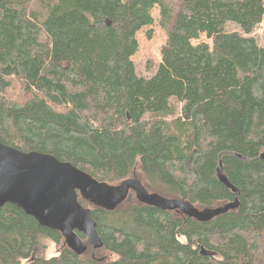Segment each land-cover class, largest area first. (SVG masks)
Instances as JSON below:
<instances>
[{"label":"trees","instance_id":"trees-1","mask_svg":"<svg viewBox=\"0 0 264 264\" xmlns=\"http://www.w3.org/2000/svg\"><path fill=\"white\" fill-rule=\"evenodd\" d=\"M154 8L165 39L139 76L136 33ZM262 22L264 0H0L1 143L198 210L236 198L219 163L238 191L206 221L132 191L112 210L77 193L101 242L75 231L81 253L6 203L0 264H264Z\"/></svg>","mask_w":264,"mask_h":264},{"label":"water","instance_id":"water-1","mask_svg":"<svg viewBox=\"0 0 264 264\" xmlns=\"http://www.w3.org/2000/svg\"><path fill=\"white\" fill-rule=\"evenodd\" d=\"M259 157L264 159V152ZM217 177L235 192L234 202L198 210L183 200L148 193L137 179L109 186L53 155L23 152L0 142V207L12 204L35 218L41 226L59 231L77 253L83 252L86 245L75 231L87 236L92 250L101 246L96 223L90 210L78 202L77 193L96 206L112 210L132 188L136 197L144 203L167 210L179 209L197 220L206 221L238 206V191L226 179L220 163ZM200 254L210 255L204 249L200 250Z\"/></svg>","mask_w":264,"mask_h":264},{"label":"rangeland","instance_id":"rangeland-1","mask_svg":"<svg viewBox=\"0 0 264 264\" xmlns=\"http://www.w3.org/2000/svg\"><path fill=\"white\" fill-rule=\"evenodd\" d=\"M152 16L154 18V22L151 25L142 27L136 33V39L138 42V49L135 54L131 57L137 75L139 76H148L150 75V71H147L145 65L146 63L151 60L153 62H159L160 59V47L164 43L165 34L163 30L160 28L158 24V12L157 9L154 8L152 10ZM227 31L239 30L233 24H228ZM148 34L151 37H148ZM252 35L257 39L260 45L264 44V22L259 24L255 30L253 31ZM196 41H208L204 35H200L199 39ZM196 41H193L194 43ZM209 42V41H208ZM121 183L115 185L119 186ZM131 196L135 195V192L131 190ZM134 192V193H133ZM135 197V196H134ZM57 247H55L52 243H49V252L48 255L56 254Z\"/></svg>","mask_w":264,"mask_h":264},{"label":"flooded vegetation","instance_id":"flooded-vegetation-1","mask_svg":"<svg viewBox=\"0 0 264 264\" xmlns=\"http://www.w3.org/2000/svg\"><path fill=\"white\" fill-rule=\"evenodd\" d=\"M131 190H133V189H132V188H130V189H129V191H131ZM129 191H128V193H129Z\"/></svg>","mask_w":264,"mask_h":264}]
</instances>
